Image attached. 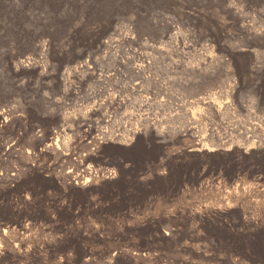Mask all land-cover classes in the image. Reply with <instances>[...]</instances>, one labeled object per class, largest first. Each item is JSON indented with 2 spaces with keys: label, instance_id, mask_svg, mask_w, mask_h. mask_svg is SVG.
Returning <instances> with one entry per match:
<instances>
[{
  "label": "rangeland",
  "instance_id": "374dc122",
  "mask_svg": "<svg viewBox=\"0 0 264 264\" xmlns=\"http://www.w3.org/2000/svg\"><path fill=\"white\" fill-rule=\"evenodd\" d=\"M0 264H264V0H0Z\"/></svg>",
  "mask_w": 264,
  "mask_h": 264
},
{
  "label": "bare ground",
  "instance_id": "6f19581e",
  "mask_svg": "<svg viewBox=\"0 0 264 264\" xmlns=\"http://www.w3.org/2000/svg\"><path fill=\"white\" fill-rule=\"evenodd\" d=\"M31 63V62H30ZM22 67V66H21ZM11 112V111H10ZM4 127V126H3ZM94 143V142H93ZM50 147V146H49ZM12 150V149H11ZM72 177V176H71ZM80 179V178H79ZM89 179V178H88ZM80 181V180H79Z\"/></svg>",
  "mask_w": 264,
  "mask_h": 264
}]
</instances>
